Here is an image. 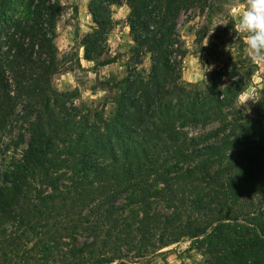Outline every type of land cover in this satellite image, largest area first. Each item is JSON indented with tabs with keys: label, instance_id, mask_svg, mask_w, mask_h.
<instances>
[{
	"label": "trees",
	"instance_id": "1",
	"mask_svg": "<svg viewBox=\"0 0 264 264\" xmlns=\"http://www.w3.org/2000/svg\"><path fill=\"white\" fill-rule=\"evenodd\" d=\"M225 1L89 0L79 45L99 67L128 9L130 64L97 107L53 85L61 1L0 0V145L24 146L0 172V264H152L183 241L201 264H264V84L249 116L240 59L181 77L179 17Z\"/></svg>",
	"mask_w": 264,
	"mask_h": 264
},
{
	"label": "rangeland",
	"instance_id": "2",
	"mask_svg": "<svg viewBox=\"0 0 264 264\" xmlns=\"http://www.w3.org/2000/svg\"><path fill=\"white\" fill-rule=\"evenodd\" d=\"M60 1L62 10L56 26L55 45L65 71L54 77L53 85L63 92L77 88L79 99L75 104L87 102L89 105L100 107L99 100L105 93L101 91L99 81L124 76L126 67L130 64L128 55L130 39L125 23L128 9L125 6L112 8L114 26L107 37V50L108 56H116L117 61L99 67L83 59V49L79 45L81 38L91 30V19L87 10L89 0ZM244 2L245 0H227L222 2L213 14L191 13L179 17L178 31L187 51L182 63L181 77L185 83L202 86L209 83L211 72L223 59H240L246 66H252L255 70L248 88L243 92L250 99L244 106H240L237 101L240 108L252 116L258 91L264 84V65L254 64L247 58L243 51L244 38L235 32L234 25L237 21L232 9ZM203 27L206 29L199 43L197 34ZM77 61L80 67H77ZM143 66L149 67L148 59L144 60ZM8 137L4 138L0 145V172L12 157L19 158L21 150L24 149V146H21L14 151L7 144ZM189 244L190 242L183 241L164 248L162 251H166L165 255L154 257L152 264H201L202 257L196 251H187Z\"/></svg>",
	"mask_w": 264,
	"mask_h": 264
},
{
	"label": "clouds",
	"instance_id": "3",
	"mask_svg": "<svg viewBox=\"0 0 264 264\" xmlns=\"http://www.w3.org/2000/svg\"><path fill=\"white\" fill-rule=\"evenodd\" d=\"M232 14L237 21L235 32L244 38L243 51L247 58L254 64L264 65V0H245L232 9ZM249 99L242 93L238 97L240 106L246 105Z\"/></svg>",
	"mask_w": 264,
	"mask_h": 264
}]
</instances>
